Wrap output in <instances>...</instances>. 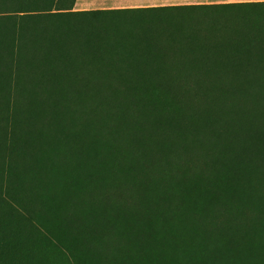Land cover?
<instances>
[{"label": "trees", "instance_id": "trees-1", "mask_svg": "<svg viewBox=\"0 0 264 264\" xmlns=\"http://www.w3.org/2000/svg\"><path fill=\"white\" fill-rule=\"evenodd\" d=\"M240 4L244 3L217 5ZM87 12L93 16L103 13ZM0 48H7L5 37L0 38ZM7 56L0 49V66L5 67ZM40 58L17 92L20 106L11 117L9 135L0 129V149H8L23 172H31L42 160L72 170L80 161L89 170L87 176L72 180L69 206L58 219L85 264H176L164 249L181 248L184 242L172 240L155 220L176 198L167 192L155 195L153 188L146 191L145 182L151 183L159 161L167 160L171 151L181 150L187 141L200 147L206 169L202 183L191 188L197 193L187 196L189 203L199 199L198 210H190L189 215L208 225L201 212L230 209L223 223L212 226L213 232L199 225L206 243L189 250L192 263L218 264L219 259L246 253L250 245L264 253L261 241L237 239L249 238L250 231L264 233V195H251L243 189L264 184V77L247 70L244 77L219 84L134 81L133 94L116 98L105 81L88 79L85 72L66 81ZM8 68L0 71V99L1 79L8 77ZM114 100L121 105L113 106ZM225 116L230 119L222 121L220 117ZM123 136L130 141L128 154L124 153L127 145L119 143ZM223 167L237 173L228 189L219 188L217 181ZM115 221L125 232L115 230ZM208 245L213 246L215 256H207ZM221 264L241 262L227 259Z\"/></svg>", "mask_w": 264, "mask_h": 264}, {"label": "rangeland", "instance_id": "rangeland-1", "mask_svg": "<svg viewBox=\"0 0 264 264\" xmlns=\"http://www.w3.org/2000/svg\"><path fill=\"white\" fill-rule=\"evenodd\" d=\"M73 3L0 0V38L7 40V48L0 49L8 52L0 71L9 67L8 77L1 79L4 99H0V129L6 136L11 117L20 106L17 92L30 71L36 70L32 67L40 57L66 81L81 77L83 72L88 79L105 81L116 98L133 94L134 81L217 83L244 77L247 70L264 77V4L181 5L93 16L72 10ZM120 105L113 101V106ZM220 119L228 121L230 117ZM129 142L124 136L119 141L127 145L126 154ZM73 165L75 170L42 160L31 172H23L8 149H0V264H85L58 222L69 206L72 180L89 173L80 161ZM156 169L151 183L145 182V190L153 188L155 195L167 192L176 198L171 208L155 218L157 226L172 240L184 242L175 250L166 247L164 253L176 264H193L189 250L206 243L199 225L213 232L212 226L223 223L230 209L201 212L208 225L189 215L190 210H198L199 199L189 203L187 196L197 193L191 188L200 185L206 173L203 152L194 142L187 141L181 150L171 151ZM222 171L217 175L219 188L228 189L237 173L231 167ZM251 186L243 188L246 193L264 195V184ZM113 227L119 233L126 230L118 221ZM237 239L264 244V233L250 231L249 238ZM212 249L207 246V256H215ZM232 256L225 258L241 264H264V253L254 245L246 253ZM227 259H219L218 264Z\"/></svg>", "mask_w": 264, "mask_h": 264}, {"label": "crops", "instance_id": "crops-1", "mask_svg": "<svg viewBox=\"0 0 264 264\" xmlns=\"http://www.w3.org/2000/svg\"><path fill=\"white\" fill-rule=\"evenodd\" d=\"M248 2H264V0H217L214 3H205L204 0H74L72 10L76 12H84L88 10L120 12L144 8H162L168 6Z\"/></svg>", "mask_w": 264, "mask_h": 264}, {"label": "bare ground", "instance_id": "bare-ground-1", "mask_svg": "<svg viewBox=\"0 0 264 264\" xmlns=\"http://www.w3.org/2000/svg\"><path fill=\"white\" fill-rule=\"evenodd\" d=\"M155 49H156V48H155ZM155 49H154V50H155ZM160 49H161V48H160ZM263 49H264V48H263ZM151 50H152V49H151ZM156 50H157V49H156ZM161 50H162V49H161ZM139 51H140V49H139ZM159 52H160V51H159ZM148 53H150V52H148V50H147V53H146V54L148 55ZM154 53H155V52H154ZM154 53H153V54H154ZM144 54H145V53H144ZM150 54H151V53H150ZM153 54H152V55H153ZM156 55H157V54H156ZM161 55H162V54H161ZM161 55H160V58H161ZM148 56H149V55H148ZM148 56H147V57H148ZM149 58H150V57H149ZM154 58H156V57H154ZM150 59H151V58H150ZM158 59H159V58H158ZM153 60H154V59H153ZM143 74H144V73H143ZM145 75H146V73H145ZM263 79H264V78H263ZM154 82H155V80H154ZM85 83L87 84V82H85ZM137 83H138V84H141L142 82H141V83L137 82ZM164 83H165V82H164ZM166 83H167V82H166ZM260 83H261V82H260ZM88 84H89V83H88ZM155 84H156V83H154V85H155ZM217 84H219V83H217ZM244 84H245V83H244ZM252 84H253V83H252ZM147 85H148V84H147ZM247 86H248V85H247ZM243 87H244V86H243ZM263 87H264V86H263ZM217 88H218V87H217ZM256 88H257V87H256ZM260 88H261V86H260ZM260 88L258 87V89H260ZM134 89H135V88H134ZM208 89H209V88H208ZM245 89H246V88H245ZM253 89H254V88H253ZM258 89H256V91L259 92ZM261 90H262V89H261ZM262 91H264V90H262ZM142 92H143V91H142ZM244 92H245V91H244ZM258 92H257V93H258ZM100 93H101V92H100ZM263 93H264V92H263ZM219 94H220V93H219ZM223 95H224V94H223ZM227 95H228V94H227ZM237 96H238V95H237ZM249 96H250V95H249ZM256 96H257V95H256ZM258 96H260V95H258ZM243 97H244V96H243ZM216 99L218 100V97H216ZM227 99H228V98H227ZM228 100H229V99H228ZM214 102H215V100H214ZM222 102H223V101H222ZM95 103H96V102H95ZM255 103H256V102H255ZM255 103H254V104H255ZM216 104H217V103H216ZM216 104H215V106H216ZM226 104H227V103H226ZM239 104H240V103H239ZM83 105H84V104H83ZM160 105H161V104H160ZM257 105H258V104H257ZM128 106H129V105H128ZM209 106H210V105H209ZM225 106H226V105H225ZM148 107H149V106H148ZM257 107H258V106H257ZM247 108H248V106H247ZM255 108H256V106H255ZM260 108H261V107H260ZM97 109H98V108H97ZM159 110H160V109H159ZM240 110H241V109H240ZM258 110H259V109H258ZM156 111H157V110H156ZM220 111H221V110H220ZM220 111H219V112H220ZM254 111H255V110H254ZM261 111H264V110H261ZM108 112H109V111H108ZM157 112H158V111H157ZM259 112H260V110H259ZM173 113H174V112H173ZM214 113H216V111H215ZM261 113H262V112H261ZM224 114H225V113H224ZM253 114H254V113H253ZM195 115H196V114H195ZM168 116H169V115H168ZM168 116H167V117H168ZM262 116H263V115H262ZM136 117H137V116H136ZM188 117H189V116H188ZM261 118H262V117H261ZM189 119H190V118H189ZM192 119H193V118H192ZM152 120H153V119H152ZM160 120H161V118H160ZM166 120H167V119H166ZM176 120H177V119H176ZM191 121H192V120H191ZM167 122H168V121H167ZM248 122H249V121H248ZM164 123H165V122H164ZM204 123H205V122H204ZM161 124H162V123H161ZM190 124H191V123H190ZM181 125H182V122H181ZM170 126H171V125H170ZM192 126H193V124H192ZM190 127H191V126H190ZM194 127H195V126H194ZM197 127H198V126H197ZM203 128H204V127H203ZM158 129H159V128H158ZM192 129H193V128H192ZM209 129H211V128H209ZM209 129H208V130H209ZM197 130H198V129H197ZM197 130H196V131H197ZM199 130H200V129H199ZM199 130H198V131H199ZM172 132H173V131H172ZM200 132H201V130H200ZM158 133H159V132H158ZM238 133H239V131H238ZM260 133H261V132H260ZM260 133H259V134H260ZM147 135H148V134H147ZM215 135H216V133H215ZM159 136H160V135H159ZM185 136H186V135H185ZM189 136H190V135H189ZM211 136H212V135H210L209 137H211ZM259 136H261V135H259ZM152 137H153V135H152ZM182 137H183V136H182ZM209 137H208V138H209ZM135 139H136V138H134V140H135ZM169 139H170V138H169ZM255 139H256V138H255ZM217 140H218V139H217ZM172 142H173V141H172ZM193 142H194V141H193ZM130 147H131V145H130ZM133 147H134V146H133ZM174 147H175V146H174ZM175 150H176V149H175ZM177 150H179V148H178ZM134 151H135V150H134ZM132 153H133V152H132ZM136 154H137V153H136ZM137 158H138V157H137ZM141 158H142V156H141ZM143 161H144V160H143ZM114 163H115V162H114ZM148 163H149V162H148ZM134 167H135V166H134ZM130 171H131V170H130ZM159 189H160V188H159ZM247 219H248V218H247ZM260 222H262V221H260ZM130 225H131V224H130ZM237 229H238V228H237ZM128 230H129V229H128ZM243 231H244V230H243ZM235 232H236V231H235ZM241 233H242V232H241ZM86 235H87V234H86ZM86 235H85V236H86ZM93 235H94V234H93ZM234 235H235V234H234ZM234 235H233V236H234ZM87 236H88V235H87ZM235 237H237V236H235ZM89 238H90V237H89ZM90 240H91V239H90ZM232 240H233V239H232ZM234 240H235V239H234ZM91 245H92V244H91ZM91 245H90V246H91ZM88 249H89V248H88ZM93 249H94V248H93ZM91 250H92V249H91ZM134 264H135V263H134Z\"/></svg>", "mask_w": 264, "mask_h": 264}]
</instances>
